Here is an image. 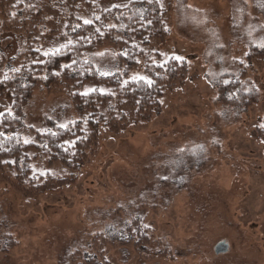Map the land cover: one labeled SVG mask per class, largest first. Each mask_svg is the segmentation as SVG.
I'll list each match as a JSON object with an SVG mask.
<instances>
[{
  "label": "rangeland",
  "instance_id": "rangeland-1",
  "mask_svg": "<svg viewBox=\"0 0 264 264\" xmlns=\"http://www.w3.org/2000/svg\"><path fill=\"white\" fill-rule=\"evenodd\" d=\"M165 2L169 32L144 49L156 53L152 63L182 56L191 76L176 77L164 89L161 114L122 137L100 123L96 153L68 185L25 196L0 178V264H264V152L252 134L264 117V59L246 56L264 41V1ZM113 46L95 55L97 69L144 76V56L134 69L121 68ZM21 47V37L0 29L6 58ZM240 60L245 74L234 67ZM220 76L239 81L253 103L240 105L236 90L220 91ZM46 87L12 109L13 132L33 145L75 119L67 97ZM2 100L11 110V94ZM29 164L54 178L74 172L47 164V156Z\"/></svg>",
  "mask_w": 264,
  "mask_h": 264
},
{
  "label": "trees",
  "instance_id": "trees-1",
  "mask_svg": "<svg viewBox=\"0 0 264 264\" xmlns=\"http://www.w3.org/2000/svg\"><path fill=\"white\" fill-rule=\"evenodd\" d=\"M112 4L121 6L115 8ZM168 10V2L161 10L155 4H148L147 0H0V29L22 38L21 50L15 57L8 59L0 50V81L4 80L5 74L9 77L0 84V113H3L0 133L4 134L0 136V178L7 179L14 192L25 196L39 195L49 188L73 182L75 172L84 163H90L91 156L96 153L101 124L108 133L122 137L127 128L161 114L164 89L169 90L175 81L182 82L191 76L186 74L188 69L184 59L177 61L170 56L167 63H152L149 55L155 58L156 53L144 49L154 37L164 38L169 32L163 23ZM97 16L99 20H96ZM85 20H91V25H86ZM125 20L127 22L122 26L121 22ZM69 40L71 45L61 47ZM110 42L114 44L115 65L121 68L134 69L136 60L144 56L143 73L153 81L151 87L128 75H99L94 57L107 51ZM38 48L39 53L35 51ZM57 48L61 50L56 52ZM43 52L49 55H43ZM246 56L251 60L264 59V49L252 48ZM34 60L42 63H34ZM233 64L241 74L247 72L240 62ZM65 65L71 67L66 69ZM13 68L19 71L13 72ZM226 78L219 77V90H236L237 96L241 97L239 104L251 105V94L241 93L237 86L239 81L225 82ZM124 80L128 81L127 85H123ZM44 85L67 97L75 113V126L71 123L68 128L54 127L42 135V145H26L21 133L13 132L16 123L7 115L9 109L3 108L2 98L10 93L11 112L12 109L20 110L26 97ZM89 88H103L113 95L99 92L87 97L80 95ZM261 125H264V117ZM261 125L256 126L252 134L261 140L264 152V127ZM66 141L74 142L75 146L70 147ZM31 149L34 150L32 154ZM40 156H47L49 165L58 162L74 172L64 178H54L47 172L43 176L33 171L29 164L31 159ZM140 237L145 243L149 240L147 235ZM6 250L7 247L3 248Z\"/></svg>",
  "mask_w": 264,
  "mask_h": 264
},
{
  "label": "snow or ice",
  "instance_id": "snow-or-ice-1",
  "mask_svg": "<svg viewBox=\"0 0 264 264\" xmlns=\"http://www.w3.org/2000/svg\"><path fill=\"white\" fill-rule=\"evenodd\" d=\"M141 2H143V0H141ZM147 3L148 4H155V5H157V6H159V8L161 9V10H163L164 9V0H147ZM121 5H119V4H112V7H115V8H118V7H120ZM124 6H127V5H124ZM261 7H264V5H261ZM100 19V17L99 16H97L96 17V20H99ZM84 23L86 24V25H91V23H92V21L91 20H85L84 21ZM149 23H151V21H149ZM77 27H78V25H77ZM113 27H115V25H113ZM96 31L97 32H99L100 30L99 29H96ZM71 43H72V41H68L67 42V44L66 45H62L61 47H67L68 45H71ZM255 47H258V48H260V49H264V41H262V42H260L259 44H257V45H254ZM219 47H221V48H223L224 47V45L223 44H221V45H219ZM61 49L60 48H57L56 49V52H59ZM36 52H40L41 50L38 48V49H36L35 50ZM43 55H49V53L48 52H43L42 53ZM99 55L101 56V57H103V53H99ZM172 59H174V60H177V61H182L184 58L182 57V56H173L172 57ZM34 63H42V61H39V60H34L33 61ZM76 61H73V63H75ZM241 64H243L244 63V61L243 60H240L239 61ZM165 63H167V61H165ZM164 65H158V67H163ZM71 66L70 65H65V68L67 69V68H70ZM12 71L13 72H18L19 71V69H17V68H13L12 69ZM97 71L99 72V75L100 76H102V77H107V76H109L111 73H110V71H101V70H99V69H97ZM57 75H59V73H57ZM9 79V77L7 76V74H5V77H4V80L3 81H0V84H3L5 81H7ZM134 81H144V83L145 84H147L149 87H151L152 86V83H153V81L151 80V79H149V78H147V77H145V76H135V77H133L132 78ZM123 85H127V83H128V81L127 80H124L123 82ZM95 92H99L100 94H108V95H113V93H110V92H107V90L106 89H103V88H100V89H96V88H89V89H86L84 92H82V93H80V95H82V96H84V97H87L90 93H95ZM3 115V113H0V116H2ZM7 115L8 116H10V117H12L13 119H15V117L13 116V114H12V112H11V110H9L8 111V113H7ZM86 122V121H85ZM72 124H73V126H75V122L73 121V122H71ZM60 128H68V125L67 124H60V125H58ZM261 127H264V125H261ZM37 131H40L39 129H37ZM2 135H4L3 133H0V136H2ZM53 135H56L55 133H53ZM23 143L24 144H30V143H32V141L31 140H28V139H25L24 141H23ZM66 143H69V146L70 147H74L75 146V143L74 142H67L66 141ZM45 147H47L46 145H45ZM181 151H183V150H181ZM5 163H15L14 161H11V162H9V161H5ZM47 173H41V175H46ZM162 179H167V177L165 176V177H161Z\"/></svg>",
  "mask_w": 264,
  "mask_h": 264
},
{
  "label": "water",
  "instance_id": "water-1",
  "mask_svg": "<svg viewBox=\"0 0 264 264\" xmlns=\"http://www.w3.org/2000/svg\"><path fill=\"white\" fill-rule=\"evenodd\" d=\"M224 247L225 246L223 244H219V245H217L215 250L219 252V251H222L224 249Z\"/></svg>",
  "mask_w": 264,
  "mask_h": 264
}]
</instances>
